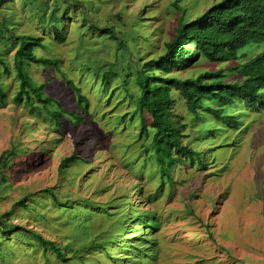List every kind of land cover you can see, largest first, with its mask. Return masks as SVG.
I'll use <instances>...</instances> for the list:
<instances>
[{
    "label": "rangeland",
    "instance_id": "374dc122",
    "mask_svg": "<svg viewBox=\"0 0 264 264\" xmlns=\"http://www.w3.org/2000/svg\"><path fill=\"white\" fill-rule=\"evenodd\" d=\"M220 1L180 0L179 5L194 19ZM172 2L11 0L12 7H0L8 40L17 43L16 37L24 33L44 35L33 54L59 60V70L31 64L27 72L31 80L44 85L48 98L71 112L70 122L62 119L57 131L29 109L23 95L17 102L16 47L0 45L8 68L6 73L0 66V82L6 90L5 98L0 94V155L13 147L22 151L5 172L8 182L0 187V217L13 210L9 220L13 224L72 249L65 252L67 262H61L50 247L45 250L28 234L7 233L1 250L7 255L4 264H264V104L234 108L240 122L237 131L221 128L208 116L196 122L195 135L201 126L206 135L221 127L200 142L181 140L203 155L193 166L174 168L173 183L161 180L154 162V130L149 128L139 137V89L133 76L127 75L132 66L137 69L163 54L178 15ZM46 8L48 14L55 9L57 13L44 16ZM51 20L63 41L50 35ZM120 41L123 47L116 50ZM262 50L264 45L249 44L240 53ZM228 65L202 61L188 71L154 74L196 78ZM63 75L86 97L84 112L78 110L75 93ZM106 76L109 89L104 86ZM237 79L230 74L226 82ZM171 95L173 119L190 122L187 104L175 92ZM32 103L36 104L34 99ZM51 118L54 123L59 120ZM71 156L77 160L59 174V163ZM45 189H55L61 203L68 198L78 205L64 211L51 197L38 194ZM23 197L30 198L27 209L15 208ZM77 210L80 218H74ZM93 243L98 244L96 249Z\"/></svg>",
    "mask_w": 264,
    "mask_h": 264
},
{
    "label": "trees",
    "instance_id": "16d2710c",
    "mask_svg": "<svg viewBox=\"0 0 264 264\" xmlns=\"http://www.w3.org/2000/svg\"><path fill=\"white\" fill-rule=\"evenodd\" d=\"M10 1L0 0V7H12L9 5ZM179 3L180 0H173L172 2V8L178 15L174 21L173 36L170 41L165 42L163 54L144 66H138L137 69L132 66L127 75V77L133 76V81L139 89V97L136 100L137 109H140L142 113L139 137H142L144 133L147 135L149 128L154 130L151 141L154 146V162L161 180L168 179L172 183L171 171L174 168L181 165L193 166L200 161V157L203 155L195 148L183 145L181 141L183 138H191L195 143L200 142L204 139H200L202 136H212L218 133L221 126V128L225 127L237 131L240 129V122L237 120L233 109L241 105L256 108L257 104H264V50L258 54L254 52L250 55L247 52L240 53V50L246 45H264V0H221L194 19L188 16V11ZM47 9L43 10L44 16L52 17L55 12L57 13V9H55V12L51 11L48 14ZM36 15L41 14L37 13ZM3 18H0V45L3 48L16 47L13 56L14 70L19 80L16 100L20 102L23 95L25 103L29 104V109L50 121L49 123L54 124L58 131L61 128L62 119L70 122L67 118L71 112L66 111L56 100L48 98L43 93L44 85L31 80L27 68L32 64L47 68L53 67L54 70L58 71L60 61L45 57L37 58L33 54L35 47L42 46L44 35H26L23 32L24 35L16 37L17 43L4 37ZM54 24L52 20L47 24L50 35L57 36V40L61 42L64 37L59 38V33L56 32L57 29L54 28ZM18 39L21 41L19 42ZM122 47L123 43L120 41L116 50H120ZM202 61L216 65H229L225 69L218 68L215 72H204L196 78L181 79L170 76L162 78L154 74L155 71L168 75L172 71L179 73L188 71ZM129 63L137 65L131 61ZM0 66L7 73V63L4 55H2V49H0ZM230 74H236L238 79L226 82ZM63 78L75 93L78 110L84 112L88 104L86 97L70 79H66L64 75ZM104 84L106 89L110 88V77L104 78ZM114 90L112 93L115 92ZM172 92H175L187 104L188 113L192 118L190 122L180 123L173 119L172 110L175 102L171 95ZM0 94L5 98L6 90H4L1 82ZM131 97L134 98L130 94ZM33 99L36 104L32 103ZM57 111L58 114L55 115L54 113ZM60 113H66L67 116H60ZM51 116H54L56 121L59 119L57 123L55 122L56 124L52 121ZM207 116L221 126L210 130L208 135L202 133L201 126L195 135L196 133L192 132L195 123H200ZM146 119H149V125L145 122ZM194 135L195 137H192ZM21 154L22 151L13 147L0 155V187L7 184L8 177L5 172H8L12 161ZM76 160L77 157L73 156L63 159L58 166L59 174L65 169L67 170L69 164ZM163 184L162 181L158 187V193L162 191ZM54 190L45 189L38 194H46L47 197H51L56 207H60L64 211L68 206L74 208L75 205H78V201L72 202L68 198L64 199L66 203L64 205V202L61 203L56 197ZM39 198L41 197L39 196ZM29 200L30 198L23 197L14 207L26 210ZM35 204L34 201L33 206ZM77 211L79 212L73 214L74 218H80L82 214L81 210ZM13 214L14 211L12 210L0 217V264H4L2 261L5 263L7 261V255L1 253L2 240L5 239L7 233H12L14 236H19L21 233L28 234L38 241L45 250L52 249L51 251L61 262H67L65 252L67 250L71 252L70 244L60 247L57 243L42 238L35 231L22 225L13 224L9 221ZM97 246L98 244H92L94 249ZM90 249L89 247L84 248L85 251ZM101 249L103 250V247ZM74 253L79 254V250L74 251ZM79 258L82 260V256Z\"/></svg>",
    "mask_w": 264,
    "mask_h": 264
}]
</instances>
